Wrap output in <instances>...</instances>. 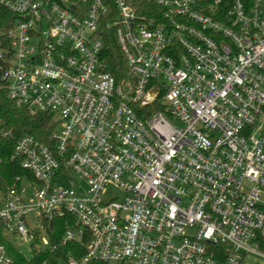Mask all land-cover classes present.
<instances>
[{"label": "built area", "instance_id": "built-area-1", "mask_svg": "<svg viewBox=\"0 0 264 264\" xmlns=\"http://www.w3.org/2000/svg\"><path fill=\"white\" fill-rule=\"evenodd\" d=\"M0 4L17 16L0 91L55 124L53 145L16 140L30 176L0 206L4 235L48 245L43 218L68 214L63 243H86L68 264H264V0ZM107 30L120 80L100 60Z\"/></svg>", "mask_w": 264, "mask_h": 264}, {"label": "trees", "instance_id": "trees-1", "mask_svg": "<svg viewBox=\"0 0 264 264\" xmlns=\"http://www.w3.org/2000/svg\"><path fill=\"white\" fill-rule=\"evenodd\" d=\"M17 16L0 4V48L9 45L8 34L16 25ZM104 47L100 60L106 72L117 80L127 75L128 67L124 55L112 30L103 32ZM55 127L52 115L39 113L31 115L25 108L18 107L9 100L5 90L0 91V128L11 130L7 138H0V206L9 192L19 186L18 177L30 174L21 167L20 161L12 158L16 140L22 135H31L41 142L53 145L52 129ZM48 245L36 246L40 242L39 234L29 245H22L14 236L4 235L0 228V246H3L11 259L10 264H68L69 260L80 261L86 254V243L68 241L63 243L65 232L76 227L71 215L43 218ZM87 264H121L93 260Z\"/></svg>", "mask_w": 264, "mask_h": 264}, {"label": "rangeland", "instance_id": "rangeland-1", "mask_svg": "<svg viewBox=\"0 0 264 264\" xmlns=\"http://www.w3.org/2000/svg\"><path fill=\"white\" fill-rule=\"evenodd\" d=\"M70 178L72 181H70L68 179V177L65 176L64 178H62L58 181L56 186L57 187H63V188H70L73 186V184H75L79 181L78 177L72 173L70 174ZM27 189H28L27 192H30V189L29 188H27ZM122 195H123V193L119 188L114 187V186H109L106 190V193L102 196V198L105 201H109L115 196H118L119 198H121ZM28 219L30 221H33L35 219V214H30L28 216ZM256 263H258V262L256 261L254 264H256ZM259 263L262 264L261 261H259Z\"/></svg>", "mask_w": 264, "mask_h": 264}]
</instances>
